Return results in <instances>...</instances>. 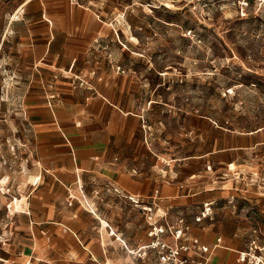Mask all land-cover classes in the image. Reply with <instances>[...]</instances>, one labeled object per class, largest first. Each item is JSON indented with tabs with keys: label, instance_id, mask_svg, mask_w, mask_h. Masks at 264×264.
<instances>
[{
	"label": "rangeland",
	"instance_id": "rangeland-1",
	"mask_svg": "<svg viewBox=\"0 0 264 264\" xmlns=\"http://www.w3.org/2000/svg\"><path fill=\"white\" fill-rule=\"evenodd\" d=\"M76 1L114 19L91 52L102 54L95 64L106 61L133 84L150 148L176 165L182 181L200 175V187L226 182L230 196L216 203L214 220L201 230L214 225L225 245L245 249L257 229L264 244V144L229 152L232 164L225 165V151L199 157L249 144L241 134L264 139V0ZM6 11L0 14V264H17L29 239L38 167L28 105L44 94L33 87L38 79L21 26L14 23L1 38Z\"/></svg>",
	"mask_w": 264,
	"mask_h": 264
},
{
	"label": "crops",
	"instance_id": "crops-1",
	"mask_svg": "<svg viewBox=\"0 0 264 264\" xmlns=\"http://www.w3.org/2000/svg\"><path fill=\"white\" fill-rule=\"evenodd\" d=\"M8 9L1 38L14 23L21 26L23 50L38 79L33 87L44 94L28 105L38 167L29 239L17 264H138L133 253L149 243L150 224L179 219L194 242L213 245L222 238L212 264H236L241 249L225 245L214 225L209 235L201 230L214 220L216 203L230 196L226 182L200 187V175L182 181L176 165L166 164L144 138V107L135 111L133 84L106 61L95 64L102 54L92 48L114 19L74 0H0V14ZM241 135L250 143L199 157L225 151V165L232 164L229 152L264 144L257 132ZM206 203L212 217L197 223Z\"/></svg>",
	"mask_w": 264,
	"mask_h": 264
},
{
	"label": "built area",
	"instance_id": "built-area-1",
	"mask_svg": "<svg viewBox=\"0 0 264 264\" xmlns=\"http://www.w3.org/2000/svg\"><path fill=\"white\" fill-rule=\"evenodd\" d=\"M117 69L120 71V67ZM212 214V204L206 203L195 221L201 223L211 219ZM261 235V230H252L246 248L236 251V264H264V244L259 241ZM149 238V243L133 255L154 264H212L214 250L222 246L221 237L216 238L213 245L192 241L183 219L174 224L160 223V220L152 222Z\"/></svg>",
	"mask_w": 264,
	"mask_h": 264
},
{
	"label": "bare ground",
	"instance_id": "bare-ground-1",
	"mask_svg": "<svg viewBox=\"0 0 264 264\" xmlns=\"http://www.w3.org/2000/svg\"><path fill=\"white\" fill-rule=\"evenodd\" d=\"M16 17H17V16L14 15L13 19H16ZM11 22H12V20H11ZM130 37L132 38V40H136V38H135L133 35H130ZM131 38H130V39H131ZM137 40H138V39H137ZM17 203H18V202H17Z\"/></svg>",
	"mask_w": 264,
	"mask_h": 264
}]
</instances>
